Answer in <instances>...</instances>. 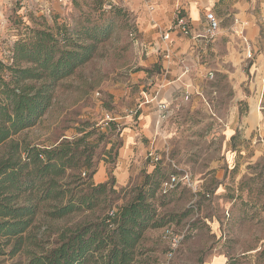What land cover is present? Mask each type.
<instances>
[{
	"label": "rangeland",
	"instance_id": "rangeland-1",
	"mask_svg": "<svg viewBox=\"0 0 264 264\" xmlns=\"http://www.w3.org/2000/svg\"><path fill=\"white\" fill-rule=\"evenodd\" d=\"M253 18L258 28L251 37L220 26L212 41L204 39L194 59L211 68L214 79L188 73L198 86L176 89L164 103L168 63L161 49L150 53L153 31L139 26L125 0H0L1 74L11 87L17 40L48 30L63 46L59 31L73 42L91 41L85 28L99 34L94 55L54 85L51 105L38 121L0 143L1 160L12 141L23 149L77 141L89 165L68 169L60 180L80 195H93L94 205L55 218L48 215L55 201L41 202L19 252L12 254V242L2 244L0 237V264H30L58 244L61 232L115 211L141 189L154 190L148 201L161 225L145 231L136 264H264V0ZM167 29L159 30L160 41ZM191 46L181 65L195 67ZM153 112H159L151 115L155 132L141 125ZM21 158L27 160L25 151ZM100 167L108 175L102 182L94 179ZM122 167L130 174L125 184L115 177ZM173 172L189 180L164 192L162 183ZM166 226L182 237L172 252ZM84 264L103 263L93 255Z\"/></svg>",
	"mask_w": 264,
	"mask_h": 264
},
{
	"label": "trees",
	"instance_id": "trees-1",
	"mask_svg": "<svg viewBox=\"0 0 264 264\" xmlns=\"http://www.w3.org/2000/svg\"><path fill=\"white\" fill-rule=\"evenodd\" d=\"M90 30L85 28L83 33L91 41L83 42H73L69 34L59 31L65 35L63 46L57 34L48 30H37L34 40H17L11 57L14 63L9 66L14 87L4 80L1 69L5 64L0 60L1 93L5 95L0 104V143L33 126L51 105L54 85L94 55L99 34H88ZM21 61L26 64L20 65ZM78 149L77 141L24 149L11 142L9 156L0 160V237L4 238L2 244L12 242V254L22 249L24 233L33 225L41 202L55 201L48 211L55 218L94 205L93 195H80L60 180L68 169L88 167ZM24 151L27 160L22 162ZM105 185L99 184V191ZM150 191L141 189L115 211L64 230L58 244L35 256L30 264H84L93 255L103 264H136V248L145 231L161 225L156 208L148 201Z\"/></svg>",
	"mask_w": 264,
	"mask_h": 264
},
{
	"label": "crops",
	"instance_id": "crops-1",
	"mask_svg": "<svg viewBox=\"0 0 264 264\" xmlns=\"http://www.w3.org/2000/svg\"><path fill=\"white\" fill-rule=\"evenodd\" d=\"M131 10L136 12L138 16V24L141 28L153 31L152 35L156 40L152 42L153 50L150 53H156L160 51L164 54L165 62H167V69L169 77L166 78V82L162 86L163 95L162 100L164 103H170L172 101V94L176 89L185 87L196 88L194 86L193 75L195 80L200 79L212 70L202 63L197 62V58L194 59V54L197 49H203V38H192L181 36L183 34L178 27L174 26V22L177 16H185L190 23L193 34L202 32L207 24L206 13L208 11L214 12V14L220 20L221 31L227 32L234 29L240 33L246 31V37H251L257 31V23L254 17V7L260 0H125ZM263 1V0H262ZM253 16V17H252ZM174 26V27H173ZM167 29L170 38L163 41L158 39L159 30ZM155 34L157 36H155ZM192 45V46H191ZM192 48L189 52V57L194 63L195 67H191L184 63L189 61L186 59L185 52L188 47ZM205 46V45H204ZM195 49V50H194ZM168 52V55H166ZM148 54V53H147ZM185 59V60H184ZM195 69V71H194ZM205 70V72L203 71ZM193 72V73H192ZM191 73L192 76L188 75ZM205 73V74H204ZM192 80V81H190ZM196 82V81H194ZM193 84V85H192ZM199 90V88L197 89ZM157 115L159 112H153L148 116H143L141 125L144 128H148L155 132L154 119L151 115ZM139 145V143H137ZM107 172L103 167H100L94 174V179L98 182H102L107 178ZM115 177L120 184L128 182L130 174L125 168L116 170Z\"/></svg>",
	"mask_w": 264,
	"mask_h": 264
},
{
	"label": "built area",
	"instance_id": "built-area-1",
	"mask_svg": "<svg viewBox=\"0 0 264 264\" xmlns=\"http://www.w3.org/2000/svg\"><path fill=\"white\" fill-rule=\"evenodd\" d=\"M72 1L73 0H58V2L61 5L69 4ZM206 20H207V24L205 26V29L202 32H198L196 34H193L190 23L185 16H177L174 23L184 35L190 36L192 38H203L209 42L212 41V39L215 37L221 25H220V20L212 11H208L206 13ZM163 38L164 40H168L170 38L169 33L165 32L163 34ZM166 55H168V52ZM207 77L209 79H214L215 77L214 71L210 70L207 73ZM160 106L162 108L165 107L163 103H160ZM84 174L86 173L84 172ZM188 180L189 177L187 174L180 176L178 172H173L163 181L162 188L164 192H167L171 188L175 187L181 181H188ZM163 235L170 243L171 246L170 252H172L181 243L182 237L177 232H175L171 226H166L163 229Z\"/></svg>",
	"mask_w": 264,
	"mask_h": 264
}]
</instances>
